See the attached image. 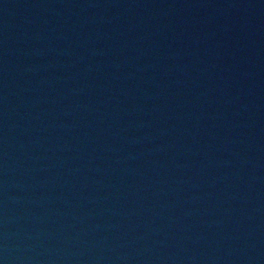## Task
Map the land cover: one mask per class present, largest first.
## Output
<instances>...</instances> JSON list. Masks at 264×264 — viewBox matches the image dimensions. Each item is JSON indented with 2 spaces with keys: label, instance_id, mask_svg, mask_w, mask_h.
Masks as SVG:
<instances>
[{
  "label": "water",
  "instance_id": "water-1",
  "mask_svg": "<svg viewBox=\"0 0 264 264\" xmlns=\"http://www.w3.org/2000/svg\"><path fill=\"white\" fill-rule=\"evenodd\" d=\"M0 264H264V0H0Z\"/></svg>",
  "mask_w": 264,
  "mask_h": 264
}]
</instances>
